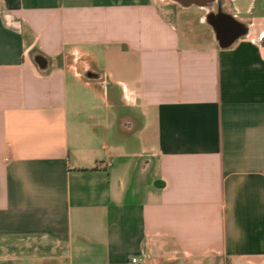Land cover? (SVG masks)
I'll return each instance as SVG.
<instances>
[{
	"label": "crops",
	"instance_id": "obj_1",
	"mask_svg": "<svg viewBox=\"0 0 264 264\" xmlns=\"http://www.w3.org/2000/svg\"><path fill=\"white\" fill-rule=\"evenodd\" d=\"M222 8L0 0V264H264V0Z\"/></svg>",
	"mask_w": 264,
	"mask_h": 264
},
{
	"label": "water",
	"instance_id": "obj_2",
	"mask_svg": "<svg viewBox=\"0 0 264 264\" xmlns=\"http://www.w3.org/2000/svg\"><path fill=\"white\" fill-rule=\"evenodd\" d=\"M181 7L195 6L207 11L204 17L205 23L211 28L214 39L221 49L230 47L234 42L244 36L243 24L225 13L222 8V0H217V10L212 11L215 0H170ZM34 62L40 70L45 68L46 62L36 56Z\"/></svg>",
	"mask_w": 264,
	"mask_h": 264
},
{
	"label": "built area",
	"instance_id": "obj_3",
	"mask_svg": "<svg viewBox=\"0 0 264 264\" xmlns=\"http://www.w3.org/2000/svg\"><path fill=\"white\" fill-rule=\"evenodd\" d=\"M102 167H105V164H101ZM131 263L135 264L137 263V260L135 258L131 259Z\"/></svg>",
	"mask_w": 264,
	"mask_h": 264
},
{
	"label": "trees",
	"instance_id": "obj_4",
	"mask_svg": "<svg viewBox=\"0 0 264 264\" xmlns=\"http://www.w3.org/2000/svg\"><path fill=\"white\" fill-rule=\"evenodd\" d=\"M262 43L264 44V39H263Z\"/></svg>",
	"mask_w": 264,
	"mask_h": 264
},
{
	"label": "rangeland",
	"instance_id": "obj_5",
	"mask_svg": "<svg viewBox=\"0 0 264 264\" xmlns=\"http://www.w3.org/2000/svg\"><path fill=\"white\" fill-rule=\"evenodd\" d=\"M193 11L196 10V9H192Z\"/></svg>",
	"mask_w": 264,
	"mask_h": 264
}]
</instances>
